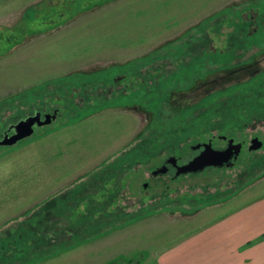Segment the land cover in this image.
<instances>
[{
    "label": "rangeland",
    "instance_id": "obj_1",
    "mask_svg": "<svg viewBox=\"0 0 264 264\" xmlns=\"http://www.w3.org/2000/svg\"><path fill=\"white\" fill-rule=\"evenodd\" d=\"M38 112L0 143V264H155L264 198V0H0V141ZM220 135L234 166L152 175Z\"/></svg>",
    "mask_w": 264,
    "mask_h": 264
},
{
    "label": "crops",
    "instance_id": "obj_2",
    "mask_svg": "<svg viewBox=\"0 0 264 264\" xmlns=\"http://www.w3.org/2000/svg\"><path fill=\"white\" fill-rule=\"evenodd\" d=\"M263 233L262 197L203 226L155 264H264Z\"/></svg>",
    "mask_w": 264,
    "mask_h": 264
},
{
    "label": "water",
    "instance_id": "obj_3",
    "mask_svg": "<svg viewBox=\"0 0 264 264\" xmlns=\"http://www.w3.org/2000/svg\"><path fill=\"white\" fill-rule=\"evenodd\" d=\"M41 117L42 114L38 112L34 116H29L27 119L19 121L16 125H14L15 134L11 137H7L4 141H0V143L14 144L19 140L31 136L35 132V126L51 123V121L56 117V113L53 115L47 114L45 116V121H42ZM262 145L263 141L256 137L251 141L249 149L257 150L261 148ZM241 148L242 143H235L233 138L230 139L228 148L224 150L214 149L211 145H207L206 149L200 155L189 161L187 164L180 166L177 165V175L202 171L206 167L210 166H223L225 163H227L228 166H232V160L238 157L241 152ZM160 171H164V169L155 170L154 173L158 174Z\"/></svg>",
    "mask_w": 264,
    "mask_h": 264
},
{
    "label": "flooded vegetation",
    "instance_id": "obj_4",
    "mask_svg": "<svg viewBox=\"0 0 264 264\" xmlns=\"http://www.w3.org/2000/svg\"><path fill=\"white\" fill-rule=\"evenodd\" d=\"M253 31H256V29H254ZM219 137L223 141H225V143H223V145H221V146L215 145L214 141H212L211 139L209 141H200L196 144L191 145L192 153L186 159H184V157L182 155H178V154L168 155L167 158L164 160V162L152 171V175L156 176V177L159 175H171L173 178H179V177L186 175V174L200 173V172H204V171L209 170V169H215L216 166H210V167H206L202 171L185 173V174L182 173L180 175H177V172H178L177 165L180 166V165L187 164L189 161H191L192 159H194L195 157L200 155L206 149L207 145H209V146L211 145L214 149H219V150H224V149L228 148L231 138H228L226 135H220ZM234 142H235V140H234ZM235 143H242V148H241V152L238 155V157L236 159L232 160L233 161L232 166H234L236 164V162L238 161V159L240 158V155H241V153L243 151V147H244L243 142H235ZM249 151L253 152V150H250V149H249ZM232 166H228L227 163H225L223 166H218L217 168L232 167ZM160 169H164V171H160L158 174L154 173L155 170H160ZM146 183H148V182H146ZM145 186H148V185H145Z\"/></svg>",
    "mask_w": 264,
    "mask_h": 264
},
{
    "label": "trees",
    "instance_id": "obj_5",
    "mask_svg": "<svg viewBox=\"0 0 264 264\" xmlns=\"http://www.w3.org/2000/svg\"><path fill=\"white\" fill-rule=\"evenodd\" d=\"M135 264V263H134Z\"/></svg>",
    "mask_w": 264,
    "mask_h": 264
}]
</instances>
